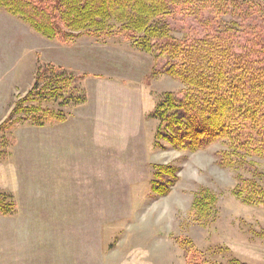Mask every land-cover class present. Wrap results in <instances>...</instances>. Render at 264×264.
Segmentation results:
<instances>
[{"label": "rangeland", "instance_id": "obj_1", "mask_svg": "<svg viewBox=\"0 0 264 264\" xmlns=\"http://www.w3.org/2000/svg\"><path fill=\"white\" fill-rule=\"evenodd\" d=\"M169 23L176 38L203 30L179 14ZM38 62L86 75L88 100L66 109L45 103L66 116L63 122L0 132V195L17 205L14 215L0 214V228L30 233L17 238L29 241L33 260L186 264L178 240L190 239L222 264H264V205L238 196L244 181L264 188V158L250 155L227 167L221 142L187 152L157 139L156 107L167 93L182 98L185 88L166 74L167 57L118 36L63 44L0 8V125L33 88ZM155 166H170L176 178L158 180ZM154 182L167 193H156ZM203 189L217 198L205 224L194 208Z\"/></svg>", "mask_w": 264, "mask_h": 264}, {"label": "trees", "instance_id": "obj_2", "mask_svg": "<svg viewBox=\"0 0 264 264\" xmlns=\"http://www.w3.org/2000/svg\"><path fill=\"white\" fill-rule=\"evenodd\" d=\"M0 8L63 44L83 36H118L142 52L167 57L166 74L185 88L182 98L167 93L156 107L157 139L187 152L221 142L226 149L220 163L227 167H238L250 155L264 158V0H0ZM175 14L199 20L202 32L174 37L169 21ZM36 69L33 88L16 102L0 132L65 120L45 103L66 109L87 102L83 73L42 62ZM169 167L155 166V178H176ZM155 184L156 193H167ZM240 188L238 196L246 203L264 205L262 186L244 181ZM194 198L197 220L205 224L214 216L217 198L206 189ZM9 200L10 195H0L1 215L16 213L15 201ZM178 244L186 264H222L190 239ZM229 264L247 263L232 259Z\"/></svg>", "mask_w": 264, "mask_h": 264}, {"label": "crops", "instance_id": "obj_3", "mask_svg": "<svg viewBox=\"0 0 264 264\" xmlns=\"http://www.w3.org/2000/svg\"><path fill=\"white\" fill-rule=\"evenodd\" d=\"M29 236L30 233L23 231H15L13 229H2L0 228V264H28L33 262V264H43V261H51L44 258H40L38 261L33 260L32 255H28L29 244L28 240L18 239V236ZM57 252V251H53ZM42 256V252H36ZM39 255V256H40ZM37 256V254H34ZM45 257V256H44ZM53 260V257H50ZM33 260V261H32ZM48 264V263H47Z\"/></svg>", "mask_w": 264, "mask_h": 264}]
</instances>
